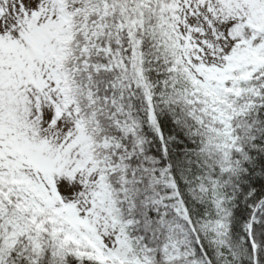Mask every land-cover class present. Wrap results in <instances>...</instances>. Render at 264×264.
Segmentation results:
<instances>
[{"label": "trees", "instance_id": "obj_1", "mask_svg": "<svg viewBox=\"0 0 264 264\" xmlns=\"http://www.w3.org/2000/svg\"><path fill=\"white\" fill-rule=\"evenodd\" d=\"M171 1L65 0L72 51L48 52L67 74L56 84L70 82L73 113L140 262L264 264V63H247L237 79L246 110L228 117L235 141L214 152L215 113L161 35ZM45 52L40 45L28 60L41 64ZM3 202L0 264H105L24 236L6 247Z\"/></svg>", "mask_w": 264, "mask_h": 264}, {"label": "rangeland", "instance_id": "obj_2", "mask_svg": "<svg viewBox=\"0 0 264 264\" xmlns=\"http://www.w3.org/2000/svg\"><path fill=\"white\" fill-rule=\"evenodd\" d=\"M64 1L0 0V198L9 201L4 244L24 236L60 255L75 251L105 264H144L96 170L89 132L72 110L70 82L63 88L55 81L67 74L48 52L72 51L63 40L73 24ZM263 18L264 0L163 6L162 38L215 113L214 152L235 141L228 117L246 110L237 79L247 63H264ZM40 45L48 59L32 63L29 52ZM216 194L217 188L211 197L219 203Z\"/></svg>", "mask_w": 264, "mask_h": 264}]
</instances>
